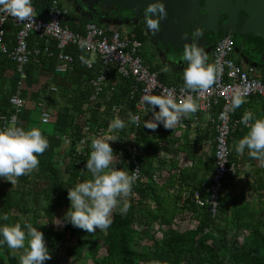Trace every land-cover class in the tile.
Returning a JSON list of instances; mask_svg holds the SVG:
<instances>
[{
	"label": "trees",
	"instance_id": "trees-1",
	"mask_svg": "<svg viewBox=\"0 0 264 264\" xmlns=\"http://www.w3.org/2000/svg\"><path fill=\"white\" fill-rule=\"evenodd\" d=\"M50 1L33 0V4L40 11L37 12L38 18H46L45 8ZM72 20L68 22L69 28L80 33L83 31L81 25L88 22L87 20ZM4 38L7 43H14L15 28L10 24L6 26ZM35 43L40 47L44 41L32 34L29 38V45L32 46ZM80 54L82 55V53ZM40 58H43L40 61L41 67L46 70L43 72L49 75L48 69L52 68V64L54 65V60L46 56H39L38 59ZM47 59L50 61H46ZM80 62L75 64L72 74L76 73L79 78H82L87 71L83 64L79 65ZM145 63L148 64L146 61ZM77 65H79V71L76 69ZM14 67L15 65L6 55L0 56V116L8 115L11 111L8 99L14 89L12 87H15L16 75H13L12 87L10 90H6V93H4V80L7 75L6 70L14 71ZM149 67L152 71H156V68L150 65ZM29 70H27L26 79L32 75ZM63 76L65 77L64 74ZM159 79L165 85L184 86L180 79L170 81L162 76H159ZM261 80L264 83V78ZM67 82L69 83L65 86L71 83ZM25 83L26 80L24 87ZM129 83L130 80L123 82L125 86ZM121 86L123 85L119 83L118 87ZM22 97L25 100L28 98V90L25 88L22 90ZM75 100L80 102L77 97L72 98L74 108ZM113 101L116 102L115 97H113ZM130 106L133 110V104ZM38 109V107L33 110L25 109L19 116L18 125L26 129L30 128V122L39 120L40 113L35 111ZM248 109H251L257 117H264V99L251 97L234 111L232 120L237 121V124L230 135L229 143L230 156L238 164L237 176L240 175L242 169L239 162L245 158L246 154H249L247 149L244 153L235 151L236 143L249 130L241 122ZM74 113L75 109L64 108L62 116L66 122L65 129L68 127V119L71 123V119L74 118ZM113 116L109 112V108L103 113H100L97 107L92 109L87 121L94 122L96 128H89V130L98 132L104 127V124H100L99 121L103 119L105 123L110 122ZM152 119L153 117L150 115V120ZM145 121L146 119H143L137 129L135 138V143L143 149L137 155L141 163L142 177L133 185L132 192L128 196L127 202L130 204L128 211L121 214L119 208L113 210V224L107 230H103L102 244L91 238H82L71 223L65 222L64 233L68 234V240L62 245L64 253L67 256L91 261L92 264H264V167L254 171L250 169L244 171L245 176L253 179L250 193L244 190L234 192L229 188L233 178H229L220 194L217 214L212 217L207 206L198 207L190 200L195 188L194 186L184 187L185 168L178 169L176 163H172L170 171L166 173L163 170L165 163L157 160V154L162 149L161 142L168 141L170 146L174 147L178 139L169 140L165 132L167 129L163 124H159L155 130H152L144 126ZM75 126V130H77L82 127V124L74 125L72 122L69 132L66 130H64L65 132L57 131L64 132L65 135H78V131L74 130ZM129 128L118 130L119 136L126 137ZM148 130L152 131L151 135ZM166 148L164 147V149ZM214 149L213 136L212 159L207 163L206 172L214 169ZM62 150L64 159H67L65 167L68 174L67 179L59 177L58 165L47 164L43 174L32 175L31 172L28 175H23L17 179L14 186L7 180L0 183V214L6 213L9 216L8 221H0V223L20 222L22 225L26 222L32 223L44 233L45 241L51 247H58V242L63 238L64 233L54 230L53 223L58 209H63L61 214L63 221V217L70 207L67 196L68 187L74 186L76 182L91 178V173L87 172L85 167L91 148H87L82 157L78 159L73 154L74 141L68 145L62 139ZM123 151L126 152V149ZM155 159L160 163L159 167L153 164ZM199 159V162L204 166L201 156ZM77 160H80V165L76 163ZM260 160L264 161V159ZM125 167L130 171L129 164ZM156 172H159L156 175L159 176L158 181L153 179ZM27 198H29V202ZM39 199L42 200V206L37 209L35 206ZM120 206L122 207V204ZM28 213H32L29 220L21 221L20 216ZM184 215L192 217L196 224L194 226H179L181 217ZM41 218L45 219L44 224L39 223ZM228 231L245 233L242 242L230 246L226 234ZM102 247L104 253H100ZM0 264H19L13 249L6 245H0ZM46 264H49V261Z\"/></svg>",
	"mask_w": 264,
	"mask_h": 264
},
{
	"label": "built area",
	"instance_id": "built-area-1",
	"mask_svg": "<svg viewBox=\"0 0 264 264\" xmlns=\"http://www.w3.org/2000/svg\"><path fill=\"white\" fill-rule=\"evenodd\" d=\"M33 8L32 18L25 21L0 13V56L6 55L15 65L14 74L16 75L15 87L8 99L11 111L8 115L0 116V128L6 125L11 126L14 121L18 125L19 116L26 109L22 90L28 67L33 60L39 56L51 58L55 62L54 73L67 74L73 71L74 65L79 61V56L74 50L80 51L92 61L91 66L83 64L87 71L85 76L89 86L88 106L85 109L89 111L97 107L98 111L103 113L109 108V112L114 115L113 118L120 117L129 121V113L140 117L139 126L130 121L133 130L127 131L126 137L121 138L117 132L118 139L110 142L116 153L117 162L124 158L127 160L126 165L130 166V172L134 171L137 177L134 183L136 184L142 177L141 163L137 157L141 146L135 143L136 130L143 119H148L150 114L153 116L150 106L143 103V97L149 94L159 95L171 92L179 101L191 94L196 98L199 108L197 112L188 114L186 117L195 125L200 115L208 117L214 128L215 149L214 169L211 176L208 181L202 182L193 190L190 200L198 207L207 206L208 212L215 217L218 200L226 181L229 178H237L238 172L237 161L230 156L229 138L237 124V121L232 120L235 111L231 103L232 98L237 92H241L245 101L251 97L264 99L262 80L252 69L245 70L232 58L230 37H221L213 49L212 64H215L218 69L215 82L205 90L195 93L182 92L181 89L184 86H169L160 81L158 73L152 71L145 63L140 53L141 41L133 34L124 35L91 21L84 24L83 32H74L68 26L66 9L59 4L58 0H51L46 6L45 19L37 17V12L40 11L36 5L33 4ZM8 24L15 28L12 44L7 43L4 38ZM32 34L42 39L44 44L40 47L36 43L30 46L29 38ZM81 44L86 47L82 49ZM69 47H72V51H69ZM125 80H130L127 86L123 84ZM119 83L123 86L118 87ZM51 90H55V87ZM113 97L116 98V102L113 101ZM131 104H133V110H131ZM84 110H81L79 115L86 113L83 119H88L90 112L87 113ZM156 110H159L158 107ZM44 116H47V123L42 120ZM40 121L42 124H48L51 121L50 112L42 111ZM101 121H99L100 124ZM75 128L76 126L74 130ZM89 128H96L95 123L88 127L82 125L80 129L75 130V132L78 131V135L68 134L62 137L68 145L74 141L75 158L80 159L85 150L91 148V141L102 135L98 132L89 135L87 132ZM124 149L126 152L123 151ZM76 163L81 164L80 160ZM156 177V175L153 176L154 181H157ZM4 182L5 179L0 178V183Z\"/></svg>",
	"mask_w": 264,
	"mask_h": 264
},
{
	"label": "clouds",
	"instance_id": "clouds-1",
	"mask_svg": "<svg viewBox=\"0 0 264 264\" xmlns=\"http://www.w3.org/2000/svg\"><path fill=\"white\" fill-rule=\"evenodd\" d=\"M0 13H6L19 21L28 20L34 14L33 0H0ZM144 15L148 29L155 34L160 30L161 19L167 16V10L162 0H153ZM80 47L84 49L86 46L81 44ZM79 59L82 64L91 66L92 61L85 55H80ZM181 60L186 63L183 69L182 92L195 93L205 90L215 82L218 69L215 64L208 63L206 52L197 43L184 46ZM143 103L150 106L153 113V119L144 123V126L152 130L159 124L174 129L184 117L197 112L199 108L193 95L188 94L178 101L171 92L145 95ZM231 103L233 109L239 108L245 103L243 94L237 92ZM129 117L132 123L139 126L138 115L129 113ZM42 120L47 123V116L42 117ZM241 122L249 130L238 140L235 151L244 153L247 149L252 158L264 159V117L245 112ZM126 126L124 119L115 117L110 120L108 129L111 133ZM117 139L115 135H107L91 141L92 150L85 166L87 172L91 173V178L68 187L70 207L63 217V222L59 224L67 222L88 233H95L96 229L110 228L113 224L114 209L119 208L121 214L128 211L130 204L125 198L132 192L137 177L134 171L116 166L117 156L110 141ZM48 147L49 140L40 128L26 129L18 126L15 121L11 126L0 128V178L15 184L19 177L38 168V157ZM8 220L6 213L0 214V221ZM0 245H6L10 249H23L19 264H46L52 259L44 233L32 223H0Z\"/></svg>",
	"mask_w": 264,
	"mask_h": 264
},
{
	"label": "flooded vegetation",
	"instance_id": "flooded-vegetation-1",
	"mask_svg": "<svg viewBox=\"0 0 264 264\" xmlns=\"http://www.w3.org/2000/svg\"><path fill=\"white\" fill-rule=\"evenodd\" d=\"M67 19L91 21L141 41L143 59L173 77L184 69V46L193 42L211 62L213 49L223 36L232 43V58L264 77V0H162L167 16L153 34L145 23V10L153 0H58ZM221 9L226 13L221 12Z\"/></svg>",
	"mask_w": 264,
	"mask_h": 264
},
{
	"label": "crops",
	"instance_id": "crops-1",
	"mask_svg": "<svg viewBox=\"0 0 264 264\" xmlns=\"http://www.w3.org/2000/svg\"><path fill=\"white\" fill-rule=\"evenodd\" d=\"M73 21L75 22V20H72V22ZM68 22H70V20H68ZM78 26H79V24H78ZM83 26L84 25L82 24L81 25L82 30L84 29ZM124 35H129V34H124ZM70 50H72V47H69V51ZM74 51L80 57V55H81L80 53H82V52L77 51V50H74ZM82 54L85 55L84 53H82ZM79 57H78V59H79ZM41 59H43V58H40V59L37 58V59L33 60L28 67V70L30 69L29 71H31V73H32L30 78H32V80H33V84L30 85L31 87L28 89V95L30 92H32V95L36 97L35 104L39 105L40 107L41 106L43 107V108H41V112L44 110L50 112L48 108H49V106L52 107V104L54 102V99L52 98L53 94L57 95V93H58L61 96H65V97L69 96L68 102L66 103V105L64 107L75 109V113H74L75 116H74V118L71 119L72 120L71 123H70V119H68V122H67L68 127L66 128V132L67 131L69 132V129L71 128L72 122L74 125L81 124L80 120H77V118L82 119V117H78V115H76V114H78L79 112H81V110H84L86 108V106H88L87 96L89 93V86H88V82L86 81V76L84 75L82 78H79L78 75H76V73H75V75L72 74V72H73L72 71V72H69L67 74L63 73L65 75V77H64L63 74L59 75V74L54 73V71H53L54 65L53 64H52V68H51L52 70L48 69L49 75L45 76V74H44L45 72H43V71H46V70L42 69V67H41V63H40ZM46 61H50V60L47 59ZM234 61L237 62L238 64H240L245 70L250 69V68L245 67L239 60L234 59ZM78 62H80V59ZM53 63H55V62H53ZM210 63L212 64V57H211ZM79 65H82V63ZM79 65H77V67H76L77 70H78ZM45 66H46V64H45ZM6 73H7V75H6V78L4 80V89H5L4 93H6L12 87L11 80H12V77L14 78V76H13L14 71L13 70L7 69ZM60 76H63V77H60ZM45 77H46V80L44 81ZM69 77H71V78H69ZM162 77L167 79V80H170V81H172L174 79H180L181 81H183V77L180 74L177 75V77H173V79H168L167 77H164V76H162ZM257 77L260 79L264 78V77H259V76H257ZM29 79H26V82ZM67 81H70L71 83L68 86H65L66 84L69 83ZM29 84L30 83L27 82V85L25 84V87H28ZM46 84L49 87L48 88L49 89L48 94H50L51 98L48 101L50 105L47 104L46 106H44L45 103L43 102L44 100H43L42 94H43L44 90L47 89V88L45 89ZM53 87H55V90H51V88H53ZM12 88H14V87H12ZM56 91H59V92H56ZM75 97H77L78 100H80V102L75 100L74 102H76V105L74 108V103L71 100H72V98H75ZM0 98H1V95H0ZM27 107L28 106H27V102H26L25 108H26V110L27 109L29 110V108H27ZM88 110H89V107H88ZM84 111H87V110H84ZM126 111L128 112V110H126ZM88 112H91V110L87 111V113ZM247 112H253V111L251 109H248ZM50 114H51V112H50ZM150 115L152 116V114H150ZM150 115L148 117L149 121H150ZM40 116H41V113H40ZM52 118H53V116L51 115V121L48 124H41L40 117L38 120L39 121V128L41 129L43 135L47 137V139H48V137H50L49 135L51 133H55V135H57L56 133H58V131L56 128L60 127L63 124L65 125V123H66L65 119L62 115L59 118H56V117L54 119H52ZM83 120L84 121H82V123L86 122L88 119H83ZM124 120H125L126 125H127L126 127H130L128 129V132L132 131L133 128H132L131 122L128 119H124ZM59 124H60V126H59ZM249 126H250V122H249ZM49 127H51L50 130L48 129ZM165 132L167 133L166 135L168 136L169 140L170 139L171 140L172 139L173 140L178 139V141L174 147H171L170 144L168 143V141H162L161 142L162 149L160 150V153L157 154L158 155L157 158L159 160L161 159L160 161L163 163L169 162L168 164L164 165V167H163L164 172L167 173L168 171H170L172 163H174V164L176 163L178 169H184L185 168V173H184V179H185L184 187L185 188H186V186H189V187L194 186V188H196L197 186H200V184L202 182L208 181L210 176H211L212 171L209 170L206 172L205 168L207 166V163L203 166L199 162V160H200L199 157L201 156V159H203V157L205 155L201 151L200 145L202 143V140H203V142H207V143L211 144V138H213V136H215L213 125H212L211 121L208 119V117L206 115H200L198 117V123L196 125L191 123V121L187 117H184L176 125V127L174 129H168L167 128V131H165ZM148 133L151 135L152 131L148 130ZM118 134H119V132H118ZM61 139H63V138H61ZM164 147H167V148L164 149ZM198 149H199L200 153L197 151ZM141 151H143L142 147L140 149V152ZM245 157H246V160H249L248 165L250 164L251 166H253L257 162H264L260 159L252 158L249 154H246ZM183 159L189 160V162L184 164ZM119 164L120 163L117 162L116 166L117 167H124L126 170V167H125L126 165H124V163L121 162L122 166ZM153 164L156 167H159V165H160V163H158L156 161V159H155V162ZM158 174H159V172L155 173V175H158ZM238 176H237V179H238ZM247 178L249 180H251L253 183L252 178H249V177H247ZM235 179H233V181ZM252 183H251V185H252Z\"/></svg>",
	"mask_w": 264,
	"mask_h": 264
},
{
	"label": "rangeland",
	"instance_id": "rangeland-1",
	"mask_svg": "<svg viewBox=\"0 0 264 264\" xmlns=\"http://www.w3.org/2000/svg\"><path fill=\"white\" fill-rule=\"evenodd\" d=\"M175 68L178 71L177 74L178 75L180 74L183 77V69L179 70V68L176 66H175ZM170 73H174V72L161 70V74L165 75L164 77H167L168 79H173V76L170 75ZM44 74L46 76V73H44ZM45 80H46V77L44 78V81ZM27 82L30 84L28 87H24L26 90H28L31 87L30 85L33 84L32 78H30ZM27 82L25 83L26 85H27ZM48 88L49 87L46 84L45 85L46 90H44V92L42 94L43 95L42 97L44 100L43 102L45 103V105L43 104L44 106L49 104L48 101L51 98L50 94H48L49 93ZM56 92H59V91H56ZM52 98L54 99V102L52 104V107L49 106L48 109L51 112V115L53 116L52 119H54L55 117L59 118L60 115L64 114V108H65L64 106L68 102L69 96L65 97V96H61L60 94L57 93V95L53 94ZM26 101H27V106H28L27 108L33 110L35 107H38L39 109L35 110V111L41 113V108H43V107L42 106L40 107L39 105L35 104L36 97L32 95V92L29 93L28 98H26ZM77 115H78V117H82V119L77 118V120H80V123L82 125H87V127H88V125L91 126L92 124H94V122L92 123L91 121H89V122L86 121V122L82 123V121H84L83 117L86 116V113H85V115H82V116H80L79 113ZM101 123H105V121L102 119ZM108 125H109V122L105 123L104 124L105 127L98 131V133L102 134L99 137L107 136V135H115L116 136L118 131L110 133L109 129H108ZM59 126H60V124H59ZM29 127L30 128H33V127L39 128V121L36 120L33 123L30 122ZM30 128H28V129H30ZM50 128L51 127H49L48 129L50 130ZM56 129L60 130V131L66 130L64 124L61 125L60 127L56 128ZM64 132H58V133H56L57 135H55V133H51L49 135L50 136V137H48L49 147L46 149V151L42 155H39V157H38L39 161H40L39 166H38V168H36L35 170L32 171V175L43 174L46 171L47 164H52L53 166L58 165L57 169H58L59 177L62 179H67L68 174L65 171L67 159H64L65 157H63L64 151L62 150V139H61L64 136ZM87 132H89V135L97 133V132L91 131V130H87ZM110 142H112V141H110ZM113 142H115V141H113ZM200 146H201V151L205 154L203 159H202L203 163L204 164L209 163V161L212 159L213 138H211V144L207 143V142H203V140H202V143ZM197 151L199 152V149ZM119 161H120L119 165H121V162L124 163V165H126L127 160H124V158L120 159ZM242 161L239 162L242 166L241 173L238 176V179L236 178L232 183L229 184V188H231L234 192H239L240 190H244L245 192L250 193V187H251L252 181L249 180L245 176L244 171H247L249 169L252 171L257 170V169H261L264 166V162H257L254 165L252 164L253 166H251L250 164L248 165L249 160H246V157ZM188 162H189V160L183 159L184 164H186ZM168 163L169 162H165V164H168ZM156 180L158 181L159 177H156ZM12 185L14 186L15 184H12ZM27 200L29 202V198H27ZM125 200L127 201L128 197H126ZM41 206H42V200L39 199L35 208L39 209ZM62 212H63V209H58L56 211V217L54 219L53 228H54V230H56L58 232L64 233V223L59 224V223L63 222L61 219ZM31 215H32V213H28L27 215H22V216H20V220L24 221V222L28 221ZM181 220H182V222H181ZM181 220L179 222V226H181V227H184L185 225H189V226L193 225L194 226L196 224L195 220L192 217H189L187 215L182 216ZM44 222H45L44 218H41L39 221V223H43V224H44ZM75 228L77 229L78 233L80 234V236L82 238H91L92 240L97 241L100 244L103 243V238H104V231L103 230L96 229L95 233H88L85 230L80 229L78 227H75ZM226 234H227V240L230 243V246H235V245L240 244L242 242L245 233H240L237 231H233V232L228 231ZM67 240H68V234L64 233L63 238L58 242V247H51L47 244L50 251H51V255H52V259L49 260V264H92L91 261H85V260L78 259L75 257L67 256L64 253V249L62 247V245H64L67 242ZM13 251H14V253L17 257V261L19 263V258L23 254V250L13 249ZM100 253H104L103 247L100 249Z\"/></svg>",
	"mask_w": 264,
	"mask_h": 264
},
{
	"label": "water",
	"instance_id": "water-1",
	"mask_svg": "<svg viewBox=\"0 0 264 264\" xmlns=\"http://www.w3.org/2000/svg\"><path fill=\"white\" fill-rule=\"evenodd\" d=\"M221 12H223V13H226V11H225V10H223V9H221Z\"/></svg>",
	"mask_w": 264,
	"mask_h": 264
}]
</instances>
